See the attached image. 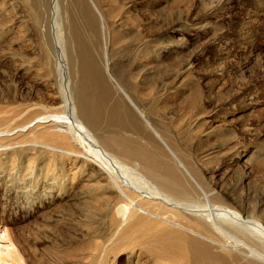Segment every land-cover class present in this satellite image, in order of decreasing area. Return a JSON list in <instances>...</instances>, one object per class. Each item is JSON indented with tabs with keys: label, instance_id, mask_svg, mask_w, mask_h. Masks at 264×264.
Segmentation results:
<instances>
[{
	"label": "bare ground",
	"instance_id": "bare-ground-1",
	"mask_svg": "<svg viewBox=\"0 0 264 264\" xmlns=\"http://www.w3.org/2000/svg\"><path fill=\"white\" fill-rule=\"evenodd\" d=\"M32 2L39 12L38 28L49 62V73L41 79L49 82L56 96L49 102L0 108V160L16 155L10 156L9 166L19 172L18 157L27 155L24 159H30L26 163L31 170L25 181H17L32 197L39 190L68 197L70 189L63 191L65 178H55L64 177L65 162L78 169L74 177L78 175L79 180L91 170L89 179L103 183L95 190L104 191L105 182L111 186L115 200L108 214L110 231L106 238L91 242L81 263L264 264V202L246 204L237 188L217 191L205 176L212 172L209 162L221 161L234 150L241 159L245 150L232 143L231 130L215 129L210 138L218 146L205 155L192 153L200 145L190 139L191 135L197 138L194 122L189 126L192 130L182 129V137L181 129H174L179 122L173 113L157 111L170 92L167 76L150 80L142 59L132 60L127 53H141L146 46L154 50L157 45L150 40L140 43V35L132 28L124 38L132 42L119 52L121 41L113 34L124 31L125 24L119 22L117 27L118 17L100 13L104 6L100 0ZM7 31L0 26V33ZM170 35L163 40V53L154 50L151 60L159 62L166 55L171 60L185 50L170 44ZM114 52L122 59L114 60ZM221 54L219 73L228 59ZM189 65H180L177 76L192 69ZM250 97L244 95L243 100ZM162 108L171 111L165 105ZM188 117L193 120L192 115ZM57 158L64 163L50 180L46 177L55 169H48L46 175L41 172L54 166ZM231 163L233 172L239 161ZM4 172L0 168V174ZM12 181L16 180L7 177L3 183ZM0 264H28L1 224Z\"/></svg>",
	"mask_w": 264,
	"mask_h": 264
},
{
	"label": "rangeland",
	"instance_id": "rangeland-1",
	"mask_svg": "<svg viewBox=\"0 0 264 264\" xmlns=\"http://www.w3.org/2000/svg\"><path fill=\"white\" fill-rule=\"evenodd\" d=\"M100 2L104 4L99 8L100 13L107 16L113 13V18L118 17L115 19L117 27L119 22L125 24L124 31L113 34L121 41L117 47L119 52L126 42H132L124 39L132 28L140 35V43L150 40V44H156L154 50L157 53L165 50L163 40L169 34L172 35L168 38L170 44L178 50L185 48L179 57L172 56L168 60L166 55L159 62L151 60L154 50L147 46L140 48L141 53H127L132 55L129 56L132 60L142 59L150 80L157 82L167 76L170 92L160 101L157 111L167 115L173 113L179 122L174 129H181L182 137L185 135L182 129H191L190 123L194 122L197 138L191 135L190 139L200 145L193 147L192 153L205 155L218 146V141L210 138L215 129L231 130L232 143L238 144L241 152L245 150L241 159L236 158L237 151L234 150L221 161L208 163L212 172L205 176L212 181V186L217 191L237 188L246 204L264 202V0ZM38 21L39 12L33 8L32 0H0V26L8 29L0 33V108L49 102L56 96L49 82L44 77L41 79L49 73V62ZM53 28L52 35L55 36ZM149 51L151 54H147ZM222 52L228 59L223 61L225 69L219 73L216 68L222 62ZM123 55L128 57L126 53ZM118 56L113 53L114 60L122 59ZM187 63L192 69L177 76L180 65ZM247 94L252 97L243 100ZM216 99H219L218 104L212 105ZM163 105L171 111L164 110ZM192 107L196 109L186 115ZM26 148L24 146L20 151ZM10 156L16 155L0 160V168H5L0 174V224L15 240L28 264H82L81 258L89 252L91 242L106 238L110 231L108 214L115 200L111 186L105 182L104 191L95 190L103 183L89 179L91 170L79 180L78 175L74 177L78 169L65 162L64 177L55 178H65L63 191L67 193L70 189L68 197L61 194L48 196L41 190L34 192L37 196L32 197V193L19 188L17 181L27 179L25 174L31 167L26 160L30 159H24L27 156L24 154L18 157L20 171L15 172L9 166ZM234 159L239 163L232 172L230 167H233L231 161ZM56 160L54 166L41 172L46 175L48 169H55L54 174L46 177L50 180L58 175L57 166L64 163ZM7 177L17 182L3 183ZM74 196L76 200H72Z\"/></svg>",
	"mask_w": 264,
	"mask_h": 264
}]
</instances>
